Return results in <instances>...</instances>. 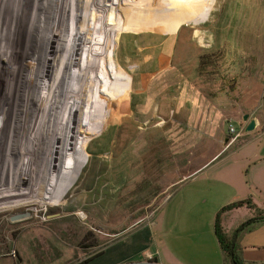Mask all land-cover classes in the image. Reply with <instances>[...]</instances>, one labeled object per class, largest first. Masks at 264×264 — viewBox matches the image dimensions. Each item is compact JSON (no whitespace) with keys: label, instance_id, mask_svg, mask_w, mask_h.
Here are the masks:
<instances>
[{"label":"rangeland","instance_id":"rangeland-1","mask_svg":"<svg viewBox=\"0 0 264 264\" xmlns=\"http://www.w3.org/2000/svg\"><path fill=\"white\" fill-rule=\"evenodd\" d=\"M139 3L140 0L131 2L138 11L143 10H140L143 16L147 15L144 14L145 7L140 8ZM152 17L154 18L150 20L154 23L127 27V33L122 34L119 43L113 45L115 55L112 61L115 67L110 72L112 76H120L116 77L120 84L124 82L128 86V92L126 89L122 91L121 87V92L116 93L112 90V83H103L107 95L102 99V104L97 103V132L84 143L82 153L78 145L74 150L77 137L73 138L72 134L68 137L67 133H63L61 139L64 137V149L60 146L63 144L56 142L57 137L50 138V145L45 147L48 154L43 153L46 152L44 148H39L43 154L33 157L41 161L42 165L34 169L33 177L29 173L30 180H35L36 173L42 172L44 177L48 175V179L58 175V180H64L63 185L60 182H53L51 185L44 182L40 186L35 180L36 188H40V196L29 197L25 204L18 201L12 205L9 202L21 200V196H16L21 193L17 192L12 180L8 178L0 195V206L10 205L0 209V264H61L65 259L72 260L73 264L83 262L100 253L108 243L122 238L128 232L142 230L146 224L155 236L157 252L166 258L168 253L165 244L163 246L158 243L160 233L164 236L163 239L170 235L168 239L178 236L181 240L182 231L198 227L208 231L212 226L211 216L218 206L215 185H222L223 175L234 167V174L241 169L244 174L247 172L250 164L239 163L251 155L257 145H246L252 134L246 133L240 139L234 138V135L229 134L228 126L233 125L237 133L242 134L246 125L242 120L243 116L264 119V0H167ZM0 27V43L2 47L5 44L9 46L7 41L11 28ZM17 32L21 35L20 30ZM15 35L17 33L12 36ZM99 37L100 44H103L105 36L102 34ZM28 39L29 47H26L22 64L24 72L21 71L23 74L20 84L13 90H16L18 99L14 100L16 99L18 107L28 106L27 117H31L36 113L33 109L35 102L36 107L39 106L38 101L41 103V94L39 92L36 95L35 90L38 82L31 79L32 73L28 76L27 72L26 56L32 45H35V66L42 63L35 54L41 39L36 36L33 43L31 33ZM87 42L89 45L92 43ZM100 49L96 48L92 54L98 64L101 63L97 56ZM4 55L5 58L0 56V65L6 67L8 56L6 53ZM202 56L209 57L210 61L219 60L218 71L224 79L219 80L216 87L218 91L224 89L223 92L215 90L214 97L210 99L206 96L197 98L202 91H209L210 83L205 88L190 77L192 71L200 69L198 63ZM65 58L68 59V54ZM50 59L53 60L51 53L45 65L49 63L54 72L46 71L49 82L44 79L45 85L41 84L39 87L44 91L49 90L48 86L54 77V85L61 89L59 94L55 93V87L42 100H49L50 109L54 106L61 109L63 107L62 110L58 109L60 114L65 108L67 110L66 103H70L75 94V79L81 83L85 81L84 86H87V79L78 71H57L58 65L53 64ZM1 66L0 85L3 87L6 69L3 66L2 70ZM206 69L209 71L210 67ZM40 72L37 71L34 75L35 79ZM101 72L93 71L92 84L97 75L100 77ZM91 83H88L90 90L93 89ZM97 85L100 86L96 80ZM110 91L116 93H113V113H110L108 102ZM177 91L195 94L183 95ZM55 94H58L59 101ZM90 94L91 92L88 95ZM93 98L95 97L91 98L90 95L89 101L92 104ZM76 99L79 100L78 97ZM51 100L56 101L51 103ZM83 100L84 96L80 98L79 107ZM30 104L32 108L29 107ZM82 110L83 112H79L81 114L76 113L77 116L80 115L76 127L83 126V132L88 114L84 111L85 108ZM21 114L19 107L18 119ZM55 124H58L56 120ZM20 126L21 123H18V134ZM55 127L58 128L59 124ZM26 130H23L24 136L16 137V142H27ZM258 131L262 133V129ZM67 146H71L72 150ZM8 154L12 155L11 152ZM200 168L203 169L198 172ZM13 172L17 173V170L14 171L12 167L10 176ZM23 184L24 179L22 188ZM231 186L234 189L233 182L229 185ZM51 189L62 196L60 205L51 204ZM191 193L197 194V212L201 214L199 218L206 220L205 223L192 215H182L188 201L185 198ZM36 200L45 201L38 204ZM228 202H233V199ZM239 202L243 201L231 204ZM255 208L245 205L222 214L221 226L225 234L230 237L231 228L225 226L228 216L244 209L250 214H255L257 210L264 215L263 209L258 206ZM22 214H28V217L11 221L12 217ZM245 224L246 222L240 225L236 232L239 233ZM235 241L236 238H233L234 244ZM235 251L240 254L236 244ZM12 252L15 257L11 256ZM176 252L182 258H188L192 254L209 255L203 251L196 252L195 248L188 252L185 247Z\"/></svg>","mask_w":264,"mask_h":264},{"label":"bare ground","instance_id":"bare-ground-1","mask_svg":"<svg viewBox=\"0 0 264 264\" xmlns=\"http://www.w3.org/2000/svg\"><path fill=\"white\" fill-rule=\"evenodd\" d=\"M133 1L136 0H0V11H1L0 26L2 27L7 26L11 28L9 34L10 38L7 41L9 43V46H6L5 44V47H2L0 43V56L3 55L2 57H4L5 53L8 56L6 67L3 65L6 69L4 85L3 87H1L0 85V152L2 153V158L0 159L2 160L0 163V195L3 192L7 181H9L10 179L12 180L16 190H18L17 192L20 191L21 193L20 195L19 194L16 195V196H21V200H14L13 202H9V204L13 203L12 205H14L18 201H19L18 203L21 202L25 204L26 202L29 201V197H39L41 192L39 191L40 188L38 186L37 187L39 189L36 188L37 184H40L41 186L42 184H44V182L45 184L48 183L49 185H51L53 182H55V184H57V182H60L63 185L64 180L60 178H59L60 180H58L57 179L58 175H56V178L54 177L53 179H48V175L46 176V172H45L46 177H44L42 172L36 173L35 180H37L39 183L37 182L36 184L35 180L33 181L30 180L29 177L30 175L31 177H33L32 172L34 171V169L42 165L41 161H38L37 159H33V157L37 158V156L42 155L43 153L48 154V149L46 150L45 147L46 145L48 146L50 145L49 143L51 142L48 143V141H50L49 140L50 138L55 139L57 137L55 139L56 142L63 144L62 139L64 137L61 139V136H64V134L66 133H67L66 136L68 137H71V134L73 138L77 137L76 138L77 144L74 145V150L76 148L75 146L78 145L79 148H81L80 152L82 153V148L84 147L83 146L84 143L88 141V138L92 134L97 132L96 127L98 128V124H99L97 123V126H95L96 125L95 122L98 121L96 117L99 116V108H97V103L99 105L102 104L103 103L102 99L107 95L105 94L106 89L104 90L103 83L105 85L112 83L114 86L112 90H114V92L116 93L118 91L121 92L122 89L121 87H123L122 91L126 89L128 92V86L125 85L124 82L120 84L121 82H119V79L116 77L118 75H114L116 78H113L114 76H112L113 74L111 75L110 72L112 71V67H115L113 66L114 63L112 61L115 55V50H114L115 47L113 49V45L115 43L118 44L119 37L122 34L127 33V29H128L127 27L129 26L138 27L141 24L153 22V20L152 21L150 20L154 18L152 17V15L157 14L159 7H161L163 4L165 5V3L167 2V0H147V2L146 0H140L139 3L140 8L142 6L145 7L144 14H147L143 16L142 13H140V10L142 9L138 11V9H136L134 5L131 4V2ZM152 2H157V4L155 3L153 4ZM156 22L158 23L159 21L157 20ZM111 26H116V27L115 29H111L110 28ZM17 30H20L21 35L18 34ZM118 30L120 32H118ZM13 33L15 34L17 33V36L15 35L16 38L15 36L14 37L12 36ZM30 33H31V41L33 43L36 40V39L34 40V37L36 38L37 36L39 40L41 39L39 41L40 46L39 48L37 47L38 49L35 52V54L37 55L38 61L41 62L42 65L39 64L37 67L35 66V61H33V56H34L33 53H34L35 45H32L31 47L32 49L30 48L28 49L29 53L26 56L28 62L27 64L28 65L27 72L29 74L28 76H30V73H32L31 79L36 80V82H38L37 84L38 88H36L35 90L37 91L36 95H38L39 92L41 94V103H39L40 101H38L39 106L36 107L37 102H35V104L33 105L35 108L33 109L36 111V113L35 115L32 114L31 117L30 116L27 117L29 112V109L27 108L28 104L26 105L27 107H24L22 105L19 106L22 110V114L19 115L20 118L18 119L17 108L19 107L16 102V99L18 98H16V90L14 92L13 89L20 84V78H22V74H23V73L21 74V71L24 72L22 68L23 67L22 64H23V59L25 58L26 55L25 54L26 47H29L28 36L30 35ZM102 34L103 37L105 36V42L103 44H100L99 36L100 35L102 36ZM87 41L92 43L89 45ZM97 42H99L98 45ZM100 45H101V49H100ZM16 47H17V51H16ZM96 48L100 49L99 54L97 55L99 56L98 60H101V63L99 64L94 58V55H92L93 51L96 50ZM50 53L51 56L53 57V60L50 59V61H52L53 64L58 65V67L56 68L58 69L57 71H63V72L78 71V73H80L81 76L87 79V86H84L85 81L81 83L74 78L76 80V83L73 86L74 89L73 88L72 89L75 94L73 95V98L70 99L71 100L70 103L69 102L66 103L67 110L66 108L65 110L67 111L66 112L67 114H65V110L63 111V113L60 112L59 114L58 109L61 108H57L55 106L54 108L51 107L50 109V105H49L50 103H48L49 100L46 99L48 100L46 101L47 103L45 101L43 102L42 100L46 95V93L48 95V92H51V90L53 91V89L56 87L54 85L56 81L54 77H52L53 81L52 82L50 81L51 84H49V86L47 85L46 82V85L48 86V88H50L49 90L44 91V89L39 87V85L41 84L45 85L44 79L48 81L47 80L48 76L46 71L54 72V70L52 69L53 67L51 68L49 66V63L45 65V63L49 61ZM67 54H68V59L65 58ZM104 56L105 58L107 57L106 62ZM104 62L105 64H103ZM3 66H1L2 70H3ZM119 68L120 66L118 67V71H120ZM37 71L39 72L41 71V72L39 73L40 76L38 77L39 74L36 75L37 78L35 79L34 75L37 73ZM93 71H102V72L101 75H99L100 76L99 78L98 75L97 77H95V82L92 84L91 81L94 78L92 76ZM96 80L99 81V85L101 86V88L98 85L96 86ZM89 82L93 85L92 86L93 89L91 88L92 90L88 88ZM72 89L70 91H72ZM54 90L55 93H58L60 92L61 89H58V87H56ZM96 90L98 92H96ZM89 92H91L90 94L91 98L95 97L93 98L94 104H92L93 102L91 103V101H89L90 98V95H88ZM113 93L111 92L112 95L109 93L108 96L109 99L108 102H110V108H111L110 113H113L112 104L114 103L112 102L113 99L115 98L114 94H116ZM58 94H55L57 96V100H58ZM82 96H84V100L83 102H81V104L82 103L83 104L79 107L80 98ZM47 97L50 98L49 96ZM76 97H78L79 100H77ZM14 98L16 99L14 100ZM54 101L51 100V103ZM29 107L32 108V104H30ZM84 108H85L84 111L88 114V120L87 122L86 121L84 122L85 130L82 132L83 126H80V128L76 127L78 121L80 120V118L78 117L80 115L77 116V114L79 112H83L82 109ZM92 116L93 118L91 119ZM55 120L56 123L59 124L58 127L59 130L57 127H55L56 125H58L55 124ZM18 123H21L20 126L21 131L19 132V134L17 131ZM23 130H26L25 137L27 139V142L21 144L20 142L18 143V140L16 142V137L20 135L24 136ZM60 146L61 149L65 148L64 144ZM67 147L68 149L72 150L71 146H67ZM39 148L41 149L44 148L46 152L43 153L40 152ZM8 152H11L12 155L9 156ZM37 152L39 153L38 155L36 154ZM17 164L19 165L18 168H17L18 166ZM12 167L14 171L17 170V173L13 172L12 176H10V170ZM22 179H24L23 188L21 186ZM55 192L52 193L53 195L51 194L52 198L50 199L53 201L51 202V204L60 205L62 203L63 198H61L62 196L59 193L56 194L57 192L56 193ZM44 201L45 200H36L38 204H42ZM9 204H5V205L2 204V206H0V209H4L5 207H8Z\"/></svg>","mask_w":264,"mask_h":264},{"label":"crops","instance_id":"crops-1","mask_svg":"<svg viewBox=\"0 0 264 264\" xmlns=\"http://www.w3.org/2000/svg\"><path fill=\"white\" fill-rule=\"evenodd\" d=\"M254 120L256 121V128L253 132L247 133L252 135L246 145L253 144L257 147L251 155L239 163L240 165L245 163L250 165L245 174L242 169L237 170L236 174L232 173L235 167L230 169L227 174L223 175L222 183H224L219 184L218 187L215 185L217 191L215 200L218 206L211 216L210 224L212 226L208 231L199 227L191 231H182L181 240L178 239V236L168 239L170 235L163 239L164 236L160 233L158 243L163 246L165 244L168 253L164 258L157 252L158 245L155 242V236L150 231L149 225L146 224L142 230L128 232L122 238L108 243L99 256L84 264H225L224 256L214 235V222L217 212L235 201L248 199L252 201L253 205L264 211V119L257 118ZM245 127L246 125L238 139L246 134ZM259 129H262V133L258 131ZM203 168H200L198 172ZM232 182L234 189L232 186L229 187ZM188 197L185 198L188 201L184 206L182 215L185 217L192 215L196 220L205 223L206 220L199 218L201 214L197 212L199 211L196 205L197 194L191 193ZM229 199H233V202H228ZM244 210L233 212L225 219L226 228L229 226L231 228L230 236L239 229L240 225L256 217V213L250 214L249 211ZM248 228L247 231L244 229L237 234L235 244L240 251V254L238 252L237 255L244 264H264V222L253 223ZM183 247L188 252L191 248H195L196 252L203 251L209 255L192 254L188 258H182L176 251ZM39 263L42 264V262ZM79 263L76 262L75 264ZM7 264L12 263L8 262ZM61 264H73V261L65 259Z\"/></svg>","mask_w":264,"mask_h":264},{"label":"trees","instance_id":"trees-1","mask_svg":"<svg viewBox=\"0 0 264 264\" xmlns=\"http://www.w3.org/2000/svg\"><path fill=\"white\" fill-rule=\"evenodd\" d=\"M223 58V55H221V59ZM218 63L219 60L216 61H210V58H206V56H202L200 58L199 63H198V68L197 71H192V77L196 84H199V86L205 87L208 86V83H210L211 88H209V91L207 92H201L197 98H203V96H206L208 99L214 97V91L216 92H223L224 89H220L219 91L216 89L217 84L219 80H222L223 77H220V71H218ZM210 70L207 71L206 68H209ZM224 80V79H223ZM206 91V90H205ZM178 94H186L190 96H194V93L185 92V91H177ZM247 206L249 208L256 209L255 206L252 204L251 200L248 199L243 202L231 204L229 206H226L222 208L219 213L215 217V222H214V235L216 238V241L219 245V248L221 250L222 255L224 256L225 259V264H244L240 258L238 257L236 251H235V244L233 242V238L237 237V232L233 234L232 236L228 237L225 232L222 229L221 226V215L224 214L227 211H230L232 209L240 208L242 206ZM256 222H264V215L259 213L256 210V217L254 219H251L248 221L244 226H242L241 230H244L248 228L251 224L256 223ZM233 246V247H232ZM100 253L96 254L95 256L80 262L79 264H84L88 260H92L93 258L99 256Z\"/></svg>","mask_w":264,"mask_h":264},{"label":"water","instance_id":"water-1","mask_svg":"<svg viewBox=\"0 0 264 264\" xmlns=\"http://www.w3.org/2000/svg\"><path fill=\"white\" fill-rule=\"evenodd\" d=\"M242 120L244 123H246V127H245L246 133H250L255 130L256 121L254 119H251L249 115L243 116ZM27 217H28V214L16 215L11 218V221L15 222V221L23 220L24 218H27Z\"/></svg>","mask_w":264,"mask_h":264},{"label":"built area","instance_id":"built-area-1","mask_svg":"<svg viewBox=\"0 0 264 264\" xmlns=\"http://www.w3.org/2000/svg\"><path fill=\"white\" fill-rule=\"evenodd\" d=\"M228 132H229L230 135H232V136L234 135V138H239L240 135H241L240 132L237 133L236 128L233 125H231V124L228 126ZM11 256L15 257V253L12 252Z\"/></svg>","mask_w":264,"mask_h":264}]
</instances>
